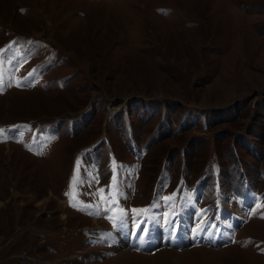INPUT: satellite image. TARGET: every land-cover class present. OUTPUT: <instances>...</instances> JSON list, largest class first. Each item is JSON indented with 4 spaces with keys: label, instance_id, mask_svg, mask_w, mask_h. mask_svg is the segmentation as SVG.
Instances as JSON below:
<instances>
[{
    "label": "rangeland",
    "instance_id": "374dc122",
    "mask_svg": "<svg viewBox=\"0 0 264 264\" xmlns=\"http://www.w3.org/2000/svg\"><path fill=\"white\" fill-rule=\"evenodd\" d=\"M0 130V264H264V0H0Z\"/></svg>",
    "mask_w": 264,
    "mask_h": 264
},
{
    "label": "snow or ice",
    "instance_id": "6c2138e0",
    "mask_svg": "<svg viewBox=\"0 0 264 264\" xmlns=\"http://www.w3.org/2000/svg\"><path fill=\"white\" fill-rule=\"evenodd\" d=\"M29 75H32V73H29ZM16 86L17 87H20L21 86V82H17V84H16ZM0 131H2V130H0ZM66 195H69L70 196V203H71V201H72V199H73V197L71 196V194L70 193H66ZM100 199L102 200V201H104V197H103V194H102V192L100 193ZM73 206H75V205H73ZM85 207H89V208H91V207H93L92 205H86ZM134 212H136V214H139V212L140 211H145V210H133Z\"/></svg>",
    "mask_w": 264,
    "mask_h": 264
},
{
    "label": "bare ground",
    "instance_id": "6f19581e",
    "mask_svg": "<svg viewBox=\"0 0 264 264\" xmlns=\"http://www.w3.org/2000/svg\"><path fill=\"white\" fill-rule=\"evenodd\" d=\"M93 222H94V221H93ZM94 224H95V222H94ZM123 252H124L125 254H127V253H128L127 251H122V252L118 253V256H117V258H118V257H120V256H122V257H123V256H124ZM126 252H127V253H126ZM122 257H121V258H122ZM140 257H141V256H140Z\"/></svg>",
    "mask_w": 264,
    "mask_h": 264
}]
</instances>
